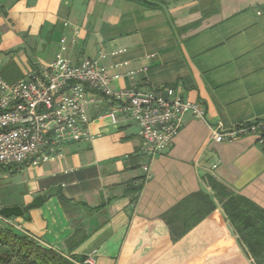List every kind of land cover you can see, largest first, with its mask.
Returning a JSON list of instances; mask_svg holds the SVG:
<instances>
[{
    "label": "crops",
    "instance_id": "obj_1",
    "mask_svg": "<svg viewBox=\"0 0 264 264\" xmlns=\"http://www.w3.org/2000/svg\"><path fill=\"white\" fill-rule=\"evenodd\" d=\"M138 1L0 0V80L12 85L48 67L65 38L68 60L97 61L116 77L113 91L174 87L201 105L204 120L184 116L146 174L137 127L121 117L112 125L104 105L90 106L93 140L29 166L28 191L0 208L21 207L16 231L66 258L217 264L236 243L209 180L264 213V143L217 144L209 133L264 120V0ZM170 233L184 236L172 242ZM187 250L202 254L177 257Z\"/></svg>",
    "mask_w": 264,
    "mask_h": 264
},
{
    "label": "built area",
    "instance_id": "obj_2",
    "mask_svg": "<svg viewBox=\"0 0 264 264\" xmlns=\"http://www.w3.org/2000/svg\"><path fill=\"white\" fill-rule=\"evenodd\" d=\"M66 51V39L62 38L48 67L12 85L0 80V167L24 163L37 167L61 156L69 144L93 140L88 108L104 105L103 117L112 125L121 117L137 127L147 174L149 161L170 147L183 126L184 116L204 120L201 105L183 100L174 87L156 92L113 91L110 85L116 77L108 76L95 60L84 58L71 63ZM209 133L217 144L244 137L264 143V120L228 129L217 124L209 128ZM0 224L18 230L11 219L2 216Z\"/></svg>",
    "mask_w": 264,
    "mask_h": 264
},
{
    "label": "trees",
    "instance_id": "obj_3",
    "mask_svg": "<svg viewBox=\"0 0 264 264\" xmlns=\"http://www.w3.org/2000/svg\"><path fill=\"white\" fill-rule=\"evenodd\" d=\"M209 183L222 202L225 221L232 228L229 242L236 243L234 248L219 251L223 260L217 264H250L249 260L251 264H264V213L250 201L226 193L211 179ZM233 235L237 236L236 241ZM170 236L176 242L184 234L170 233ZM85 261L84 257L66 258L42 247L30 236L0 224V264H84Z\"/></svg>",
    "mask_w": 264,
    "mask_h": 264
},
{
    "label": "rangeland",
    "instance_id": "obj_4",
    "mask_svg": "<svg viewBox=\"0 0 264 264\" xmlns=\"http://www.w3.org/2000/svg\"><path fill=\"white\" fill-rule=\"evenodd\" d=\"M28 168L29 164L27 163L0 167V175H6L5 179H0V206L10 204L12 200H21L23 195L28 191V188L23 184V178L26 176ZM232 237L235 241L237 240L236 235H233ZM200 254H202V251L198 250L178 251L177 257H182L184 260H188L198 257ZM249 263H252L251 260H249Z\"/></svg>",
    "mask_w": 264,
    "mask_h": 264
},
{
    "label": "water",
    "instance_id": "obj_5",
    "mask_svg": "<svg viewBox=\"0 0 264 264\" xmlns=\"http://www.w3.org/2000/svg\"><path fill=\"white\" fill-rule=\"evenodd\" d=\"M53 191H55V188H51L49 190V193H52ZM42 202H43V199L41 197H37L34 199L30 207L37 208L42 204ZM0 216L6 219L20 218L23 216V210L21 207H18V206L3 207V208H0Z\"/></svg>",
    "mask_w": 264,
    "mask_h": 264
}]
</instances>
